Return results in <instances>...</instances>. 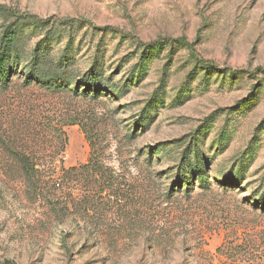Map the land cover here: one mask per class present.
I'll return each mask as SVG.
<instances>
[{
    "label": "rangeland",
    "instance_id": "rangeland-1",
    "mask_svg": "<svg viewBox=\"0 0 264 264\" xmlns=\"http://www.w3.org/2000/svg\"><path fill=\"white\" fill-rule=\"evenodd\" d=\"M0 6L21 67L68 70L61 91L0 85V129L57 166L26 178L0 145V264H264V0ZM94 153L111 187L89 179L58 213L59 171Z\"/></svg>",
    "mask_w": 264,
    "mask_h": 264
},
{
    "label": "trees",
    "instance_id": "trees-1",
    "mask_svg": "<svg viewBox=\"0 0 264 264\" xmlns=\"http://www.w3.org/2000/svg\"><path fill=\"white\" fill-rule=\"evenodd\" d=\"M2 9L3 7L0 6V12ZM16 19L18 20L22 18L16 17ZM35 21L42 22L40 20ZM18 40L19 31L17 28L8 26L0 42V85L8 87L12 78L18 75L25 79L26 84L36 83L40 86L56 91L66 89L68 70L64 68V64L56 66L49 65L47 57L41 58L40 54L35 53L28 63L21 67V61H27V58L20 59L17 57V51L15 49ZM181 42L187 46L191 45V43H188L186 40H182ZM98 78L99 76L96 72L92 73L89 78L87 76L85 78V75H83V78L79 79V83H77V86L73 90L78 91L79 88H82L83 84L86 85L91 81L95 82ZM116 88L117 87L114 86L113 89ZM90 90L91 87L85 88L86 93ZM4 131L6 132L4 133ZM17 136L18 138L14 137L12 132H9L7 129H0V145L8 154L14 156L18 160L24 177L32 179L39 176L45 168H57L54 157H51L49 161L46 159L49 155L47 152L50 150L46 147V145L34 138H31L30 140L27 139V133L23 131H21ZM92 146L94 147L93 144ZM63 149L64 144H62L60 150L62 151ZM51 152L58 154L60 151L53 148ZM100 158L101 156L97 154L95 155L94 153L88 164L71 168H61L59 171L61 174V180L60 182H54L51 190L56 201V203L52 205V208L55 211L62 213L64 210L63 207L66 206V203L62 206L60 201L66 200L68 196H71L77 190H83L84 183H86V181L88 182L89 179L92 181V183L89 181L91 183L90 187H93V181H97L98 178L103 179V190L111 187L107 184L112 182L113 177L110 176V174L107 175V168L102 164ZM43 159H46V161L43 162ZM201 170H203V168L201 165H198V178H200L201 181H205L206 175L201 173ZM92 190H94V187Z\"/></svg>",
    "mask_w": 264,
    "mask_h": 264
}]
</instances>
